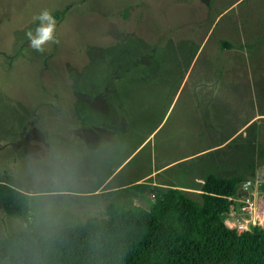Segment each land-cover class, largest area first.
I'll list each match as a JSON object with an SVG mask.
<instances>
[{
    "label": "rangeland",
    "instance_id": "rangeland-1",
    "mask_svg": "<svg viewBox=\"0 0 264 264\" xmlns=\"http://www.w3.org/2000/svg\"><path fill=\"white\" fill-rule=\"evenodd\" d=\"M45 10L57 42L37 51L27 33ZM170 37L197 51L177 91L160 96L171 101L158 121L164 101L151 109L156 102L141 99V82L130 77H141L138 39L163 45ZM244 123L247 133L229 146H242L241 172H221L227 160L217 150L187 157ZM161 163L170 165L157 179L175 183L197 171L248 178L249 164L264 169V0H0V179L29 194L33 230L50 236L104 217L108 202L149 209L148 193L90 192ZM23 229L0 203V237Z\"/></svg>",
    "mask_w": 264,
    "mask_h": 264
},
{
    "label": "trees",
    "instance_id": "trees-1",
    "mask_svg": "<svg viewBox=\"0 0 264 264\" xmlns=\"http://www.w3.org/2000/svg\"><path fill=\"white\" fill-rule=\"evenodd\" d=\"M138 41L141 53L137 51L133 61H141V77H130V83L141 82V99L149 98L147 104L153 99L156 102L149 104L151 109L160 99L164 101L160 121L171 101L160 96L167 95L171 87L177 91L197 47L189 40L173 37L163 45ZM221 46L230 48L231 44L223 40ZM121 71L124 74L134 69ZM161 85L166 93H161ZM112 106L120 109L118 104ZM215 139L213 142L221 144L227 138ZM245 179L243 174L221 177L209 173L199 191L190 192L174 185H152L149 177L127 186L152 196L149 209L108 202L104 217L89 218L50 236L33 230L28 219L29 194L0 179L3 211L20 217L27 228L0 237V264H264V227L238 233L224 221L235 204L231 198H236Z\"/></svg>",
    "mask_w": 264,
    "mask_h": 264
},
{
    "label": "crops",
    "instance_id": "crops-1",
    "mask_svg": "<svg viewBox=\"0 0 264 264\" xmlns=\"http://www.w3.org/2000/svg\"><path fill=\"white\" fill-rule=\"evenodd\" d=\"M247 123V122H246ZM242 124L240 126L234 127L233 129L229 130L228 132H224L221 133L220 135H218L219 137H224L227 138L223 143L219 144L220 141H218L217 143L215 142L214 144L217 145H210L207 148H203L200 151H195L193 153H191V155L187 156V157H195L198 154H202V155H208L214 151H219V156L216 158L218 160H220L221 162L226 161L227 162V166H218V168L220 169L221 172L226 171V170H230L232 172H241V164L240 160L242 158L241 155V145L240 143L235 144L234 146L230 147L231 143L234 141L235 138L239 137L240 135H245L246 129L245 128V124ZM255 136L256 134H252V136ZM244 147V146H243ZM223 150V152H222ZM225 162V163H226ZM170 165V163H161L159 165H157L156 167H154V169H151L149 172H147L144 176L142 177H138L136 179H133L131 181H129L128 183H116L113 184L109 187H107L106 185L109 184L111 181H108L107 179V183H103L100 187L94 189V191H91V194H100V196L103 197H109V195L111 193H114L116 191L122 190L123 188L133 184V183H137L140 182L146 178H152V185H160V186H168V185H174V186H179L182 187L183 189L190 191V192H198V188L200 186V184L203 182V178L205 177L204 174L206 171H202V173H199L197 171V173L193 174V178L192 180L188 181L187 183H175V182H169L165 179H162L161 177L159 179H157L161 173H163L164 170H166L168 168V166ZM226 165V164H225ZM227 167V168H226ZM250 169V167H248ZM254 168V169H253ZM252 172L250 173V175H252V179L255 180H260L261 184L255 188H253L251 190L252 196L254 197V199L258 202L259 205H264V175L262 173V171L264 169L259 168V167H254L253 166ZM250 169V170H251ZM210 170V169H209ZM246 170V169H244ZM206 175V174H205ZM110 178V177H109ZM250 178V177H248ZM99 189H101L100 192H97ZM240 195V190L236 196V199L234 200L235 202V206L234 209L230 210L228 213H226L224 215V218L227 217V225H231L235 215L238 212V205L239 202L237 200V197Z\"/></svg>",
    "mask_w": 264,
    "mask_h": 264
},
{
    "label": "built area",
    "instance_id": "built-area-1",
    "mask_svg": "<svg viewBox=\"0 0 264 264\" xmlns=\"http://www.w3.org/2000/svg\"><path fill=\"white\" fill-rule=\"evenodd\" d=\"M261 184L260 180L246 178L238 188L240 195L237 197L239 202L238 212L232 224L228 227L240 233L255 226L264 227V205H259L252 196L251 190ZM235 200L236 198H231ZM235 206V205H234ZM234 206L230 209H234Z\"/></svg>",
    "mask_w": 264,
    "mask_h": 264
},
{
    "label": "clouds",
    "instance_id": "clouds-1",
    "mask_svg": "<svg viewBox=\"0 0 264 264\" xmlns=\"http://www.w3.org/2000/svg\"><path fill=\"white\" fill-rule=\"evenodd\" d=\"M40 24L35 29V34L31 31L27 33L31 46L37 51H43L42 45L47 41L57 42L54 39L53 32L55 27V20L50 12L43 11L36 17Z\"/></svg>",
    "mask_w": 264,
    "mask_h": 264
}]
</instances>
